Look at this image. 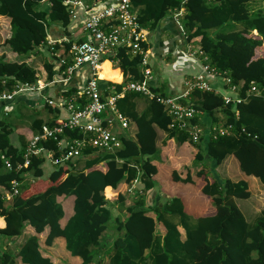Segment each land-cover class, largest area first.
Segmentation results:
<instances>
[{"label":"trees","instance_id":"obj_1","mask_svg":"<svg viewBox=\"0 0 264 264\" xmlns=\"http://www.w3.org/2000/svg\"><path fill=\"white\" fill-rule=\"evenodd\" d=\"M67 1L0 0V16L6 17L10 26V35L4 45L17 56L24 57L38 53L54 24H60L64 35L69 36L70 24L72 30L79 24L71 21ZM250 1H131L132 8L137 9L140 26L150 30L171 12L183 9L181 23L186 41L196 45L211 66L226 72L233 84H241L238 94H231L232 98H245L240 103H225L220 94L211 91L193 92L196 109L210 119L197 142L190 140L186 130L169 128L171 117L156 98L149 101L145 111L137 112L129 102L138 93L125 92L117 106L132 120V126L136 125L135 135H123L121 147L112 153L86 148L80 168L79 160L62 162L50 172L46 181L39 182L46 155L34 154L26 167L16 170L17 163L24 161V148L12 144V128L0 120V216L5 222L0 228V264H53L40 247L39 235L45 228L48 233L44 244L50 246L55 238H62L65 252L77 258L79 264H264V208L252 224L248 223L235 202V198L250 197L248 183L222 178L215 170L228 155H233L240 171L256 177L264 187V8L250 12L247 6ZM228 21H246L248 26L239 31L210 34ZM70 46L71 41L64 43L66 51ZM57 47L55 44L54 48ZM103 59L115 62L123 83L141 77L139 58L131 56L126 48H118ZM56 61L55 56L50 55L43 64L47 80H52L71 63L69 60L59 66ZM100 69L108 71V80L120 81L119 72L111 70L108 62L101 63ZM38 79L37 71L25 62L1 57L0 93L12 91L18 84L35 83ZM252 82L259 94H247ZM123 83L115 85L117 92ZM72 92L75 90L69 89L66 94ZM216 112L222 113L221 127L227 129L228 134L213 137L210 133L219 122L214 117ZM53 113L56 117L47 125L62 124L63 120L57 119L59 111L53 109ZM193 122L201 125L199 116ZM41 127L38 124L30 130L39 133ZM156 128L177 144L189 141L196 147L192 163L202 165L196 172L201 184L199 190L214 209L213 214L193 217L184 206L182 195L174 192L176 184L193 183L188 172L182 177L181 170H172L167 176L154 179L157 168L151 157L158 151ZM32 132L28 134V142L34 135ZM64 136L80 138L82 134L66 128ZM38 146L52 150L55 156L61 151L54 139L42 140ZM1 155L9 159L10 169L5 168ZM26 173H31L34 181L8 200L11 182L21 183ZM136 176L142 193H136L130 205L124 204L125 196L120 193L115 199L111 197V190L106 187L116 189L122 181L129 182ZM128 185L125 191L130 194ZM155 186L159 187L161 198L146 206L144 191ZM61 196L64 199L73 196L72 213L62 224L63 202L57 201ZM115 202L124 209L121 217H113L110 204ZM173 216L176 220L168 218ZM112 218L119 235L109 240L104 233ZM26 226H31L35 234L27 236L17 249L13 247L15 251L12 250L10 246L15 245V238L23 234ZM178 227L184 230V239Z\"/></svg>","mask_w":264,"mask_h":264},{"label":"built area","instance_id":"obj_2","mask_svg":"<svg viewBox=\"0 0 264 264\" xmlns=\"http://www.w3.org/2000/svg\"><path fill=\"white\" fill-rule=\"evenodd\" d=\"M132 0H69V13L72 22L79 24L80 32L85 39L71 41L68 55L71 63L67 64L65 59L58 58L59 65L67 64L66 68L59 72V76L49 83L65 82L81 67L89 69V76L85 84L77 90L71 98H64L56 103L52 99H45L50 106L64 108L67 116L60 125H43L41 131L33 135L23 153V163H17L16 170L26 167L30 157L45 151L38 143L42 140H57L60 154L54 155L52 150L46 151V158L57 166L65 161H72L83 156L86 148H93L97 151L114 152L121 147V137L130 136L132 120L124 115L117 106V101L125 92H135L151 99L156 98L166 113L171 117L169 128L186 130L192 142H197L203 134L198 122H193L201 112L196 109L195 103L188 98L196 90L211 91L220 94L225 103H240L245 100L241 96L231 97V94H238L240 85L233 84L226 72H220L211 66L208 58L202 51V66L199 73L185 82L186 90L179 95H159L151 91L152 70L150 67V50L147 31L141 27L137 15L132 8ZM56 41L48 40L51 55L56 56L54 45ZM118 48H126L131 56L139 58V70L141 77L137 80H129L123 83L119 92L115 86H105L102 90L99 87L98 71L103 62V57L114 54ZM191 55V54H190ZM59 57V56H58ZM215 79L222 81L223 92L215 89ZM49 83H42L37 80L35 83L18 84L12 91L0 93V105L10 102L19 94L36 92L42 90ZM104 92H107L104 94ZM259 94V90L253 82L247 94ZM69 128L77 130L82 134L80 138H68L64 136V130ZM228 134L227 129L222 127L213 128L212 136ZM255 138V136H254ZM6 169L11 168L7 157L1 155ZM139 177L136 176L129 181L128 192L131 194L142 193L139 186ZM19 193V182H11V192L6 198L10 200ZM3 217L0 216V227Z\"/></svg>","mask_w":264,"mask_h":264},{"label":"crops","instance_id":"obj_3","mask_svg":"<svg viewBox=\"0 0 264 264\" xmlns=\"http://www.w3.org/2000/svg\"><path fill=\"white\" fill-rule=\"evenodd\" d=\"M90 2V1H84ZM137 15V9L134 10ZM184 10L173 11L171 14L163 19L158 26L154 30H150L149 28H145L147 31L148 38V46L150 50V67L152 70V80H151V91L153 93L161 94L163 96L167 95H179L182 94L186 90L185 82L191 79L195 73H189L191 66L195 65L199 73L201 70V66L203 60L199 55H197L199 48L196 45L189 44L186 41L185 30L181 23V18ZM138 16V15H137ZM2 20H5L8 25L9 21L6 17L0 16ZM1 25V24H0ZM72 23L68 27L69 36L64 35L61 29L60 24H54L52 29L48 32L46 42L38 49V53L31 54L29 56H17L12 53L7 46L4 45V41L9 37L10 33L6 35V38L3 37L0 39V59L4 56L6 59L10 61H19L25 62L31 68L37 71L38 77L42 83L53 81L59 76V72H57L52 80H47L46 72L44 71L43 64L46 60H48L49 45L48 40L56 41L58 47L55 49L56 59L61 58L65 59L66 62L70 60L68 55V51L65 50L64 43H66L67 39H71V41H78L85 39V36L80 32V29H71ZM10 28V26H9ZM165 37V39H164ZM197 53V54H196ZM191 54V55H190ZM51 55V53H50ZM59 56V57H58ZM59 60V59H58ZM110 59H103V62H108L111 70H117L119 72L118 67L115 62ZM163 63L164 65L172 64V73L177 74L176 71L184 72V77L182 78V84L180 87H176L174 83L163 81L161 78L160 71L156 70L153 67V63L155 62ZM57 62V61H56ZM102 62V63H103ZM151 62H153L151 64ZM58 63V62H57ZM115 64V65H110ZM61 66V65H59ZM189 68V69H188ZM192 70V69H191ZM196 73V74H197ZM120 81L115 82L107 79L108 71H102L101 76V89H104V83L107 86H115L116 84H122L124 82L121 73ZM89 76V69L86 66L79 67L75 73L70 77L68 81L65 82H55L49 83L42 90L36 92H27L23 94H19L13 98L10 102L3 103L0 105V120L7 122L12 128V133L14 132L16 135V141L18 143L17 147L23 146L24 151L28 144V134L32 131L30 128L37 126L38 124L47 125V122H50L55 119L56 115L53 113V109H57L59 111L57 119H65L67 113L64 108L57 106H50L45 103V99H52L56 103L60 102L64 98H71L80 87H82L87 78ZM215 82V81H214ZM75 90L72 94H66L68 90ZM156 90V91H154ZM107 92H104V94ZM123 97V96H122ZM191 102L195 103L193 93L189 95L188 98ZM151 98L149 96H145L142 94H136L130 99L129 104H132L137 112H142L147 109V105ZM12 116V120L9 122L7 117ZM201 125L200 127L203 130L207 128V124L210 123V119L208 116H205L204 113H200L199 115ZM214 117L219 121L217 125H214V128L221 127V121L223 120V115L221 112H216ZM137 131L136 125L131 126L130 128V136L135 135ZM11 133V134H12ZM156 145L158 151L151 157L152 164H154L157 168V173L154 176V179H158L159 177L167 176L171 173L172 170H181L182 177H185L186 173L191 176L193 183L188 184H176L174 188V192L178 193L182 197V202L185 207L188 208V213H190L193 217L203 216V215H211L214 213V209L209 204L208 200L200 193L199 186L201 185L199 182V178L196 176V172L201 169L202 165H196L192 163L194 154L197 149L193 145V143L186 141L182 144H177L173 139H167L166 134L156 128ZM212 132L210 135H212ZM32 134H36L33 133ZM13 144V143H12ZM14 145V144H13ZM16 146V145H14ZM43 155H46V150L43 152ZM80 162L78 164L79 168L83 165L85 157L81 156L79 159ZM82 162V163H81ZM216 172L222 178H228L232 181L245 180L248 183L250 196L252 195L251 185L249 184V180L254 182V187L257 192H264V187L259 180L252 176L246 175L242 171H240L238 162L234 158L233 155H228L222 163H220L216 167ZM30 178V177H29ZM25 179V177H24ZM23 179V180H24ZM33 180V178H30ZM27 180V179H26ZM33 182V181H32ZM129 182L126 180L122 181L116 189H112L111 187H106L111 190L112 198L115 199L118 193L125 196L124 204L130 205L132 203L134 194H127L125 188ZM20 184V183H19ZM159 187L155 186L148 191H144L145 194V204L146 206H151L153 203L159 201L161 197H159ZM105 195V192H104ZM184 195L187 196V199H183ZM106 196V195H105ZM110 198V197H107ZM57 201L63 202V209L65 216L60 221L62 224L67 216L72 213V203L73 196L68 197L67 199L63 196L58 197ZM116 203V202H115ZM114 203V204H115ZM121 206V204H118ZM241 212L243 213L245 219L248 223L252 224V221L256 219V217L260 214V211L264 208L256 210L253 207H247L244 204L238 206ZM122 208V207H121ZM124 210V209H123ZM150 215L152 213H149ZM249 217V220L247 219ZM169 219L176 220L177 217H168ZM5 226V222L1 224V227ZM178 230L181 234V239H184V230L181 227H178ZM48 233V228H45L44 232L39 235L40 237V247L42 253L49 257L53 264H79V260L77 258H73L67 255L64 249V241L62 238L57 237L53 240L50 246H46L44 244V238ZM35 234L34 229L31 226H26L23 234L20 237L15 238V245L10 246L12 250L15 251L14 248L17 249L20 243L29 235ZM14 247V248H13Z\"/></svg>","mask_w":264,"mask_h":264},{"label":"rangeland","instance_id":"obj_4","mask_svg":"<svg viewBox=\"0 0 264 264\" xmlns=\"http://www.w3.org/2000/svg\"><path fill=\"white\" fill-rule=\"evenodd\" d=\"M247 6H248L250 12H255L258 9L264 8V0H252L247 4ZM251 15H253V14L251 13ZM0 24H1L0 25V39L3 37L6 38V35H8L10 33L9 25L5 20H2V18H0ZM247 26H248V22H246V21H243V22L228 21V22L224 23L223 25L213 29L210 32V34L214 36L215 32L229 33L232 31H239V30L244 29ZM164 39H165V37H164ZM46 53L48 56H50V53L48 54V51ZM152 63L153 62H151V64ZM110 65L112 66L115 64H110ZM152 65L156 70L160 71L161 78L163 79V81H166L167 83L172 82L176 85V87H180V85L182 84V82H181L182 78L185 75L184 72H180L178 70V71H176L177 74H173L172 70H174V69H172V64L164 65L163 63H160L157 61V62L153 63ZM188 72L189 73L194 72L196 74L198 72L197 67L195 65L191 66V68H190V70H188ZM214 81L216 84L215 89H217L219 92H223L222 81L220 79H215ZM7 119L10 122L12 120V116L7 117ZM16 139H17L16 135L13 132L10 136V140L14 145L18 146ZM79 159H81V157L74 159L72 161L74 162V161H77ZM79 162H80V160H79ZM55 167L56 166L53 165L49 159L46 158L44 163L41 166V168L43 169V176L41 178H39L38 181L39 182L46 181L48 178V175L50 174V172L53 169H55ZM24 177H25V179L19 184V191L22 188L26 189L28 187V184H30L32 181H34V179L33 180L30 179V178H33L31 173H26ZM249 184L251 185L252 195L247 199L235 198V202L238 206L244 204L247 207L250 206V207H253L254 209L256 208V210L258 212L259 209L264 207V192H257L256 188L254 187V182L252 180H249ZM260 185H261V182H260ZM110 208L112 209L113 217L123 216V214H124L123 208H121V206L118 205L117 202L115 204L114 203L110 204ZM247 219L249 220V217H247ZM252 223H253V221H252ZM118 235H119V233L116 231V229L114 227V222H113V218H112L107 223V229H106V232L104 233V237L109 238V240H112L115 237H117ZM106 259L107 258L104 259L103 263L106 262Z\"/></svg>","mask_w":264,"mask_h":264},{"label":"bare ground","instance_id":"obj_5","mask_svg":"<svg viewBox=\"0 0 264 264\" xmlns=\"http://www.w3.org/2000/svg\"><path fill=\"white\" fill-rule=\"evenodd\" d=\"M101 66V65H100ZM100 66H99V71H98V76H99V78H101V76H102V71H101V69H100Z\"/></svg>","mask_w":264,"mask_h":264}]
</instances>
